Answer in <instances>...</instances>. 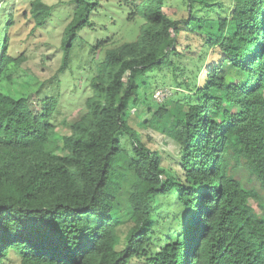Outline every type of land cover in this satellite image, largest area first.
I'll return each mask as SVG.
<instances>
[{
    "label": "trees",
    "instance_id": "16d2710c",
    "mask_svg": "<svg viewBox=\"0 0 264 264\" xmlns=\"http://www.w3.org/2000/svg\"><path fill=\"white\" fill-rule=\"evenodd\" d=\"M71 2L47 82L22 79L26 57L8 50L13 12L0 23V264L10 254L18 264H264V0H181V15L167 0H118L108 24L110 5ZM51 8L32 0L24 15L39 26ZM131 23L134 37L116 44ZM182 34L196 46L179 51ZM184 55L188 93L161 86L168 94L154 100L149 75L170 68L176 79ZM65 73L89 95L59 135ZM144 127L172 141L176 159L164 162Z\"/></svg>",
    "mask_w": 264,
    "mask_h": 264
},
{
    "label": "rangeland",
    "instance_id": "374dc122",
    "mask_svg": "<svg viewBox=\"0 0 264 264\" xmlns=\"http://www.w3.org/2000/svg\"><path fill=\"white\" fill-rule=\"evenodd\" d=\"M31 1L32 0H0V23L7 13L13 12V24L6 29L8 35H10L8 50L13 55L22 53L26 57V61L21 66L23 70H20V74L22 79L28 84L34 80L47 82L57 70L61 56V50L59 48L61 35L65 25L73 15V3L71 0H42L52 8L45 22L37 26L31 17H27ZM116 1L118 0H101L103 6L106 4L110 5V7L107 8V12L110 16L108 21L102 20V14L95 18L97 26H100L103 21H106L105 24H108L114 19L111 16L118 15L113 6ZM167 3L169 6L168 11H177L176 13L180 11L179 8L182 6L181 0H167ZM183 11L184 10H181V13ZM25 12L27 16L24 15ZM137 27V23H131L123 27V29L113 37L115 43L118 44L122 41L132 39ZM109 33L111 35V29ZM181 41L182 46L178 48L181 52L183 51V45L187 42L190 43L191 46H196V42L188 40L185 34H182ZM176 67V79L173 78L170 68L152 72L149 75V87L147 88V92H151L155 87L160 88L161 86H166L171 89L170 97L179 96V94H175L176 90L181 91L182 94L188 93L187 89H184V86L180 83V80L182 79L181 75H183L182 73H184V70L186 73V71L190 72V70L194 69L193 63L188 56L184 55L176 60ZM63 76L65 79L60 84V97L57 110L54 114L55 129L59 135H66L69 133V123L75 118H78L85 111L84 99L85 95H89V91L87 94L83 95L80 89H77V86L75 87L72 84L73 82L67 73L63 74ZM173 80L176 81V83L180 82L178 85L173 84ZM17 86L21 89L20 84H17ZM79 86H81V81L78 83V87ZM30 100H34V106L37 108V105H39L38 96L33 93L30 96ZM137 109L135 107L128 109L130 113H132V117L136 116L135 112ZM149 115L150 114L147 112H142L139 116L145 119L148 118ZM140 132L143 140H151L152 146L154 145L156 148H159L164 162L170 163L173 159H176L175 144L165 139L159 131L151 127H144L140 128ZM246 178L245 174L241 176L242 181H245ZM160 206V211L158 210L156 212L158 215L165 213L163 204ZM3 264H18V258L14 254H10L9 260ZM130 264L140 263L138 261H133Z\"/></svg>",
    "mask_w": 264,
    "mask_h": 264
},
{
    "label": "built area",
    "instance_id": "2783aa9c",
    "mask_svg": "<svg viewBox=\"0 0 264 264\" xmlns=\"http://www.w3.org/2000/svg\"><path fill=\"white\" fill-rule=\"evenodd\" d=\"M168 91L167 88H157L153 91L152 97L156 101H162L166 98Z\"/></svg>",
    "mask_w": 264,
    "mask_h": 264
}]
</instances>
